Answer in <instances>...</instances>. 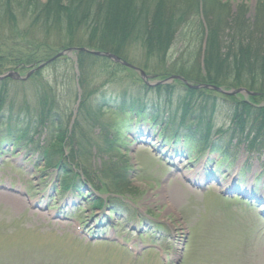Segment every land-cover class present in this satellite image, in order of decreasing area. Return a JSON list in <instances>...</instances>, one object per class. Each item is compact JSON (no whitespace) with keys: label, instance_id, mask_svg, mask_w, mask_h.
I'll return each mask as SVG.
<instances>
[{"label":"rangeland","instance_id":"rangeland-1","mask_svg":"<svg viewBox=\"0 0 264 264\" xmlns=\"http://www.w3.org/2000/svg\"><path fill=\"white\" fill-rule=\"evenodd\" d=\"M224 1L230 2L233 12L245 3L248 18L254 19L259 1L264 0ZM15 14L19 27L30 28L39 41L48 38L31 25L25 11ZM13 26L0 18V35L8 36ZM88 35L89 31L81 34L84 39ZM51 36L49 41L54 43ZM27 44L20 45L26 49ZM204 45L203 38L183 30L171 56L186 60L196 50L203 63ZM128 56L147 74L160 66L156 59L147 60L140 49H132ZM57 68L43 70L47 79L43 84L57 89L67 106L64 117L73 125L80 106L71 89L77 87L79 72L76 65L66 71L61 64ZM29 70L19 72L25 77ZM126 87L127 82L115 85L120 92ZM5 88L0 101L1 136L8 130L10 116L26 117L29 110L36 115L40 109V87L31 79L7 81ZM183 96L175 94L172 106L166 96L140 100L148 103L146 119L159 117L153 124L139 120L131 138L122 142L128 148L134 188L124 197L97 191L94 183L82 179L85 170L71 165L64 175L54 166L47 168L38 150L30 153L6 142L0 151V264H264V153L245 152L247 143L238 127L227 131L232 126L231 111L220 94L216 107L206 102L202 107L193 105L187 113L180 103ZM169 118L176 121L168 127L171 130L178 131L181 121L186 127L172 134L163 128ZM106 120L123 122L125 117L109 112ZM208 123L212 142L223 147V157L228 159L199 146ZM47 133L41 129L34 134L32 146H39ZM98 133L90 130L89 137L97 138ZM182 135L197 143L185 144ZM100 165L99 159L91 157L88 167ZM73 174H77L76 188L63 190L62 181L68 182L66 176L70 179ZM100 198L105 200L102 210L93 206Z\"/></svg>","mask_w":264,"mask_h":264},{"label":"trees","instance_id":"trees-1","mask_svg":"<svg viewBox=\"0 0 264 264\" xmlns=\"http://www.w3.org/2000/svg\"><path fill=\"white\" fill-rule=\"evenodd\" d=\"M259 3L252 19L248 18L249 9L245 3L233 12L230 2L224 0H0V18L14 24L8 36L0 35V75L19 66L25 70L70 47L107 51L126 61L132 49H140L147 60L158 61L160 66L154 67L156 71L163 67L162 71L158 69L160 72L151 73L153 77L149 83L176 75L193 84L216 85L227 90L245 88L255 93L247 98L243 95L223 96L222 100L231 111L232 126L227 131L238 127L247 143L245 150L264 153V1ZM21 10L31 18V25L47 35L45 41L32 35L30 28L19 27L15 13ZM183 30L206 41L203 63L196 50H192L186 60L172 58L171 51ZM86 31L89 35L84 39L81 34ZM51 34L54 43L49 41L53 37ZM16 36L21 39H15ZM28 36L32 40H28ZM20 44L28 46L24 49ZM75 58L74 61L62 57L49 65L56 69L61 64L65 71L71 65H77V87L71 89V93L77 100L81 96V103L73 125L64 117L67 106L62 105L57 89L43 84V79L45 82L47 79L42 70L31 78L40 87L38 113L35 115L29 110L26 117L10 116L8 130L4 136L0 135V151L6 142L14 148L22 146L30 153L36 149L47 168L54 166L63 172L73 165L74 169L85 170L83 177L94 183L101 193L124 197L134 191L129 180L131 165L122 142L129 139L135 115L143 116L148 109V103L140 101L142 98L151 96L160 100L166 96L165 100L171 105L175 94L184 93L179 102L185 113L193 105L202 107L206 102L216 107L220 100L214 91L192 89L181 81L148 84L133 69L107 58L84 52L75 53ZM61 70L57 68L56 72L61 73ZM65 78L69 81V76ZM7 81L3 83L1 103ZM120 82H127L122 92L115 88ZM109 112L122 115L125 120L110 123L106 120ZM157 119L158 116L151 120L154 123ZM174 124L176 121L169 118L163 128L170 131L168 127ZM210 124L201 135L199 146L209 147L223 157V147L212 143ZM177 127L179 131L186 124L181 121ZM41 129H47L48 136L39 146L33 147L36 144L34 134L39 135ZM95 129L99 133L92 139L89 131ZM182 137L185 144L197 143L196 139ZM91 157L101 161L100 168L88 167ZM68 173L65 171L64 175ZM75 176L77 174L70 179L66 177L71 182ZM70 186L62 181V188ZM93 206L102 210L105 200L100 198Z\"/></svg>","mask_w":264,"mask_h":264},{"label":"water","instance_id":"water-1","mask_svg":"<svg viewBox=\"0 0 264 264\" xmlns=\"http://www.w3.org/2000/svg\"><path fill=\"white\" fill-rule=\"evenodd\" d=\"M75 51H78V52H87V53H91L93 55H96V56H99V57H106V58H109L113 61H115L116 63H120V64H123L125 66H128V67H132L134 69H136L138 72L141 73V75L146 79L148 78V76L144 73V71L140 70V69H137L135 68L134 66L128 64L127 62H124L120 57L112 54V53H109V52H100V51H91L87 48H70L68 50H65L63 51L62 53H60L59 55H57L56 57H54L53 59H51L50 61H47L45 63H43L42 65H40L39 67H37L36 69H33L26 77H22L18 72L16 71H11V72H8L6 73L5 75H2L0 76V81L1 80H4L6 78H13V79H17V80H27L31 74H33L34 72L38 71V70H41L42 68H44L47 64L51 63L52 61L58 59L59 57H62V56H71V54ZM175 79H181L182 81H184L185 83H187L186 80H184L182 77H173ZM207 88V89H212V90H215L217 92H221L223 94H226V95H236V94H239V93H242V94H245V95H248L250 94L247 90L245 89H239V90H235V91H225L223 90L222 88H218V87H215V86H210V85H200V86H197V88Z\"/></svg>","mask_w":264,"mask_h":264}]
</instances>
